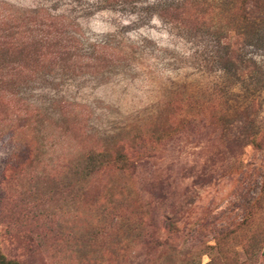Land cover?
I'll return each instance as SVG.
<instances>
[{
  "label": "rangeland",
  "instance_id": "obj_1",
  "mask_svg": "<svg viewBox=\"0 0 264 264\" xmlns=\"http://www.w3.org/2000/svg\"><path fill=\"white\" fill-rule=\"evenodd\" d=\"M120 1L0 0V252L22 264H264V198L244 221L261 187L264 147L249 145L237 158L213 128L187 126L135 157L132 170L75 173L90 152L116 154V140L133 152L136 128L177 87L206 89L217 76L192 58L211 49V36L173 31L146 8L155 0ZM74 22L88 44L116 35L128 48L143 39L147 54L112 73L81 56L68 80L60 50ZM249 49L264 66V47ZM38 143L44 151L34 158ZM161 189L171 193L169 209Z\"/></svg>",
  "mask_w": 264,
  "mask_h": 264
},
{
  "label": "trees",
  "instance_id": "obj_2",
  "mask_svg": "<svg viewBox=\"0 0 264 264\" xmlns=\"http://www.w3.org/2000/svg\"><path fill=\"white\" fill-rule=\"evenodd\" d=\"M134 1L136 0L120 2ZM146 8L155 11L173 31L195 29L212 37L211 49H206L201 55L195 53L192 58L198 60L194 67L196 70L201 73L215 72L216 79L206 89L197 85L194 89L190 87L191 90L182 91L177 87L181 93L174 94L170 100H165L159 111L153 112L136 128L134 139L136 138L139 145L133 152H127V142L116 140L113 142L118 148L116 154H111L106 149L90 152L84 159L83 168H76L75 173L83 178H92L110 164H117L124 171L132 170L141 159L135 157L151 153L163 142L174 140L187 126L213 128L220 145L227 153L237 158L245 153L249 145L258 149L263 148L264 86L259 82L264 66L260 60L261 56L249 48L264 47V0H155L148 3ZM49 14L53 20L71 18L68 14ZM66 30L68 31L63 39L66 46L64 45L60 51L67 56H61L60 66L63 69V77L68 80L76 76L74 73L78 70L77 65L82 64L81 56L92 59V62L99 61L103 67H108L107 73H112L113 70L121 68L133 69L132 65L140 62L148 51V45L143 39L134 41L128 48L123 41L118 42L116 35L88 44L81 36L79 24L75 23L74 27H67ZM52 40L48 39V42L62 43L61 39ZM60 46L62 47L61 44ZM72 57L76 62L71 59ZM67 60L69 62H66ZM4 67L6 66L1 65L0 69ZM148 73L151 79H156L153 73ZM176 84L173 83L171 89ZM40 109L38 111L41 114ZM26 118L30 120L28 116ZM28 125L31 126L29 122ZM145 127L149 129L151 136H148V129H144ZM232 127L241 131L231 136L229 130ZM34 150L33 157L38 158L44 151V144H36ZM210 181L211 179L207 182ZM158 194V198L164 204H168L171 193L161 189ZM263 198L264 175L259 192L245 206L244 221L253 220L254 209ZM170 206L172 205L168 204L167 208ZM0 264L22 263L15 259H7L0 252Z\"/></svg>",
  "mask_w": 264,
  "mask_h": 264
}]
</instances>
